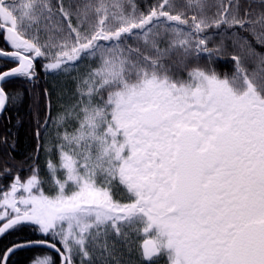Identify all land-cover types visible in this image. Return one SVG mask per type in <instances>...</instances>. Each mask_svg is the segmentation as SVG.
I'll return each mask as SVG.
<instances>
[{
  "label": "snow or ice",
  "instance_id": "obj_1",
  "mask_svg": "<svg viewBox=\"0 0 264 264\" xmlns=\"http://www.w3.org/2000/svg\"><path fill=\"white\" fill-rule=\"evenodd\" d=\"M0 264H264V0H0Z\"/></svg>",
  "mask_w": 264,
  "mask_h": 264
},
{
  "label": "trees",
  "instance_id": "obj_2",
  "mask_svg": "<svg viewBox=\"0 0 264 264\" xmlns=\"http://www.w3.org/2000/svg\"><path fill=\"white\" fill-rule=\"evenodd\" d=\"M18 139L20 148L23 150L27 145V125L26 123L19 129Z\"/></svg>",
  "mask_w": 264,
  "mask_h": 264
}]
</instances>
